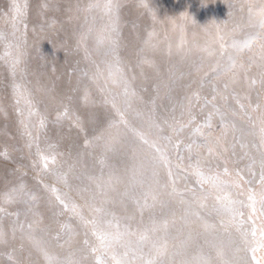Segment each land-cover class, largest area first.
<instances>
[{
    "label": "rangeland",
    "instance_id": "1",
    "mask_svg": "<svg viewBox=\"0 0 264 264\" xmlns=\"http://www.w3.org/2000/svg\"><path fill=\"white\" fill-rule=\"evenodd\" d=\"M76 2L77 0H62L58 3V9L54 10V13L58 14L53 22L55 25L54 30L57 34L49 40L47 34V36L41 40L43 58L40 56L37 57L36 62L32 64L39 69L40 73L42 71V74L47 76V79L50 80L54 87L62 86L61 83L63 81L67 84L68 75L77 76L78 78L87 76V83L91 82L92 88L101 90L102 92L103 87L96 84L95 80H101L103 81V85L109 86V83L106 81L109 80V76L106 69L102 70L98 67L101 65L108 66L112 58L105 57L103 53L99 54L98 51L93 48V44H97L98 40H103L105 44H107L108 38L112 35L111 24L109 18L104 13V9H92V11H88L86 7L90 4L86 3V6L81 4L82 9H76V6L73 8ZM103 2L105 3V0H103ZM116 2L119 4V45L123 44L127 51H131L132 55L136 56L138 62H140L142 58L151 62L150 64H142L143 67L145 66V68L142 69L144 79L148 76L151 77L155 75L156 77H160L163 82L162 84H164L163 88L156 86L153 90V96H155L160 103L157 113L154 114L152 110L147 112L143 107L138 105L139 91L135 96L129 98L131 107H126L122 99H120L119 107L124 112V118L134 128L148 133L149 123L155 122L164 129L163 135L172 137L171 143L166 140H160L159 146L166 151L170 158L172 178L175 180L178 193H180L171 194L170 187L161 188L156 193L157 199L155 201L149 196V205L154 204L155 206L146 209L143 213V217L137 206L130 209L128 204L124 202L125 206L123 213L127 217L117 215V218L120 220L121 224L129 219L132 220L136 224V227H134V229L131 227V229L133 232L139 234L145 227L150 225V215L156 213L157 216H155V218L157 227L161 230V234L164 233L162 221L165 219L168 221L169 247H172L174 244H179L181 240H187L189 235H191V237L202 246L203 252L211 253L212 257H215V260L219 263L216 250L205 243L206 236H209L211 233L203 229V226L212 223L218 228L215 232L219 233V229L225 230L228 228L226 224L229 218H223L222 222L221 218L214 214H209L218 193L208 185L200 188L197 183L198 178L194 175L193 169L194 166L199 163L200 168L205 172L209 169H211L212 172L219 171L222 174V178L230 182L228 192L231 198L237 201L241 200L245 205L246 192L236 191L234 188V184L238 182L240 174L238 171V173H235L233 168H231L232 166L237 168L235 163L232 164V151L233 147L236 146L239 151L240 160L241 162L244 161L245 164L249 160L251 154L253 155V160H255L254 153H260L259 130L262 122H264V86L260 83L262 78L261 73L264 71V69L261 68V50L264 49V31L258 29L253 17V12L264 3V0H116ZM94 3L96 2H91V4ZM70 5H72V9H69ZM64 6L67 9H65ZM83 6L85 9H83ZM30 10L29 6H27L26 9H22L24 14L21 17L23 23L20 27H25V24H28ZM72 16L75 22H67L66 19ZM42 17H44V15ZM62 19H65V21ZM189 25L192 26L191 31ZM63 30L68 35H65ZM98 30L100 32L96 34ZM92 31V35H95L92 41L90 42L88 38L84 39V34H91ZM149 33H154L151 40V47L153 48L154 45L161 46L159 47L163 53V58L161 60L155 59L154 56L147 52H151V50H149L150 48L144 46V41ZM253 36L256 37V39L251 49L238 52L232 47L233 40L243 41ZM221 45H224V47H221ZM200 49H204L205 53L201 54ZM229 49H233L234 53L228 52ZM74 50H80L83 55L79 56L73 54ZM228 53H230L229 57L236 62V67L231 68L230 72L228 68ZM163 59L164 61L160 66V70L157 71V73H151L150 69L152 65L154 63L160 65ZM170 60L171 62L168 64L167 61ZM203 64H206L204 71ZM240 64L245 65L247 69L246 72L240 69ZM249 65H251V67H249ZM19 68H21L22 71L24 68L26 69L23 64H19ZM75 69H83L84 75H80L79 71L76 72ZM85 72H87V75H85ZM234 74L237 75L236 81L241 78L240 85L242 89L234 85L225 89L223 84L229 83ZM187 75L190 78L188 84L185 86L179 85L177 81ZM136 77L137 75H133L131 79ZM175 77L180 78L173 80ZM217 77L219 78L217 79ZM25 78L26 76L24 73V76L21 75L18 83H14L21 86V91L25 90L22 82V79L25 80ZM127 78L128 80L130 79L129 77ZM203 79L207 80L205 86L202 84ZM253 79L256 81L255 84L251 83ZM110 80L113 82L112 79ZM213 81H218V88H220L218 89V94H225V96L229 94V97L226 99L227 103L213 98V96L216 95L215 93H217L213 88ZM4 83L3 81L0 85H5ZM12 84L11 87L13 88L14 84ZM119 84L122 85L124 90V84L122 82ZM130 86L134 89L132 85ZM141 86L144 90L145 86ZM163 89L166 90L162 91ZM83 92L84 95L85 93L89 94L90 89L88 87L82 89L80 95L81 99L83 98ZM68 96L71 98L70 95ZM190 97H194V99L202 98V100H207L211 103H208V107H205L206 109H202V104L194 106L196 109L203 110V113L200 115L201 117L197 118L198 120H195L194 116L189 111V105H191L189 103ZM144 98H147V96L144 95ZM184 98L185 104H183ZM167 99L170 100L169 104L165 102ZM230 99L231 102H233V106L231 107L229 106ZM239 103L240 105H244L243 108L240 107L239 109L240 119L243 120L247 127L238 128L233 122L232 117L235 115L234 106ZM258 104L261 105V108L254 111ZM70 105H72V102H70ZM128 109L139 118L137 124L133 123L128 118ZM174 113L176 114L175 117H173ZM114 114H117V112ZM209 114H211V123L213 125L211 131L212 147L214 150L209 153L205 147L199 149V155H197L195 151L189 153L186 148L187 145L191 144L193 141L198 143L201 142V137L193 134L194 129L204 126ZM69 117L72 127L76 126L79 132V136L74 137V142L81 149H83L82 147L89 149L90 151H88L86 155L96 164L94 169L88 170V183L91 189L99 191L96 179H100L101 182L106 180L109 181L114 178L116 179L114 173H117L121 166L113 164L114 158L111 157V155L107 156L105 154H100L101 151H98L99 148L92 145V137L88 135L85 127L79 125L78 117H74L72 113H69ZM221 117H223V121ZM190 118L191 122L189 123ZM223 123L229 125L226 131L222 130ZM60 124L61 123H58V125ZM180 125H186V127L182 132L174 134L172 131L173 128H179ZM60 130L61 129H59V131ZM204 131L207 132V128H204ZM149 138L153 139L155 135H151ZM86 140L91 143L86 144ZM108 140L113 143L112 138ZM136 141L140 143V145L136 146V153L141 159L142 164L148 168L150 159L154 157L156 153L148 145L143 144L138 139ZM215 142L219 147L226 145L227 147L229 146V149L218 150ZM177 143L179 144V148L175 149L173 145ZM68 149V147H60L56 154V158L58 159L61 157V151L64 152ZM94 150L96 151L94 152ZM120 153L122 154V152ZM225 153L229 166L225 167L228 169V176H223L222 171H224L225 168L221 166L217 167V165L207 166L204 160L206 157L219 158ZM49 155L50 154H46V156ZM71 157L77 158L79 156L73 154ZM106 163L113 164V170L111 172H108L105 168ZM252 164L253 161L250 165ZM71 167H73V171H78L81 168V166H77L76 161L71 164ZM168 167L169 166L161 164L156 166L155 171L158 174L161 185L168 182ZM239 181H241V179ZM192 183L197 184L195 196H193L191 192L186 191V189H191L190 184ZM242 183H244V180ZM115 187H117L116 184H111L110 189ZM126 189H124V192ZM145 190L146 189L137 188L135 192V195L142 198H139L141 201L143 200ZM256 190L257 189L254 188L252 191ZM181 194L186 195L187 198L190 199V203L185 199H181ZM149 199L152 201H149ZM163 199L169 202L170 206L173 208V210L169 212L171 217L169 216L168 219L159 217V213L162 214L165 212L164 210L159 211V201ZM181 201H184V203ZM200 205H205L206 207L201 208ZM191 212H199L200 215L204 217L205 221L198 219L195 215H190L189 213ZM184 215L188 218L183 221L182 217ZM178 233L179 239L173 240L172 237L177 236ZM149 235L153 239L157 236H162L159 234L153 235L151 232ZM135 238V236L132 237V239ZM224 238L226 237L223 236L221 239L224 241ZM93 239L95 238L92 237V240ZM196 251L197 249L193 247L192 252L195 253ZM4 258L5 249L0 246V259Z\"/></svg>",
    "mask_w": 264,
    "mask_h": 264
},
{
    "label": "bare ground",
    "instance_id": "2",
    "mask_svg": "<svg viewBox=\"0 0 264 264\" xmlns=\"http://www.w3.org/2000/svg\"><path fill=\"white\" fill-rule=\"evenodd\" d=\"M60 1L62 0H0V35L3 37V39H0V56H4L6 52L10 53L9 56L0 60V83L5 82V85H0V207L5 209L4 213H0V231L6 233L7 237V243L0 245L5 249V258L0 259L1 264H15L16 261H19L20 264H46L44 258L31 247L28 240L22 237L21 227L23 228L24 235H26L30 231L28 227L29 223L33 224L32 233L38 237H44L48 241L50 250L55 254H59L62 259L67 258L69 252H71L72 258L81 260L82 264H94V254L90 252V249L97 245V241L96 239L92 240L94 236L90 233L88 226L80 220V215L86 219H92L98 215L95 211L96 208H104L115 213L116 217H127L123 213L124 202L128 204L130 209L137 206L131 198L125 197L123 193L124 189L128 187L134 167L142 164L141 159L136 153V146L140 145V143L136 141L137 138L133 132L129 131L122 124L118 127L110 126L113 121L118 122L120 117L114 114L116 110L111 104L104 102L105 95L107 96L109 91L117 94L123 100L122 95H120L124 91L122 85L111 82L110 77L106 81L111 88L103 85V81L95 80L96 84L103 87L101 92V90L92 88L91 82L87 83V76L78 78L77 76L68 75L67 84L63 81L61 83L62 86L54 87L50 80L47 79V76L42 74V71L40 73L39 69L33 65L37 57L43 58L41 40L47 34L48 40L57 34L55 33L53 22L58 13H54V10L58 9L57 5ZM13 2L19 5L21 10L25 9V4L31 9L28 15V24H25V27H20V20L16 19L17 14L11 8ZM91 2L101 5L99 8L93 9H103V0H77L73 8L76 6V9H82L81 4H91ZM64 8L67 9L65 6ZM69 9H72V5H70ZM83 9H85L84 6ZM86 9H88V6ZM43 15L44 17H42ZM62 20L65 21V19ZM66 21L74 23L75 19L72 16L71 18H67ZM189 29L191 31L192 26L189 25ZM99 32L98 30L96 34ZM63 33L68 35L64 30ZM92 33L93 31L91 34H84V39L88 38L91 42L95 36ZM93 45V48L99 54L103 53L102 47L98 48L97 44ZM159 47L161 46L154 45L153 48L149 47L151 52L147 51L157 60L163 58L162 50ZM200 50L201 54L205 53L204 49ZM228 52L234 53V50L229 49ZM230 53L227 54L228 57ZM73 54L83 55L80 50H74ZM119 56L125 74L130 78L128 80L129 84L134 87L135 93L139 91L138 105L143 107L147 112L152 110L154 114L157 113L160 103L153 96V90L156 86L164 87L161 78L153 75L144 79L142 69L145 66H141L136 56L132 55L131 51H127L123 44L119 45ZM17 61L18 63H16ZM163 61L164 59L160 65L154 63L150 72L157 73ZM167 62L170 64L171 60ZM13 63H15V75H13ZM19 64L25 65L26 69L24 68L22 71L19 68ZM202 66L204 71L206 64ZM98 68L102 70L106 69L107 72L109 71L108 66L105 65H101ZM75 70L76 72L79 71L80 75H84L83 69ZM24 73L26 78L25 80L22 79V82L25 90L21 91L20 89L12 88L11 84L18 83L21 75L24 76ZM133 75H137V77L131 79ZM177 78L180 77H175L173 80ZM189 80L190 78L187 75L184 78H180L177 83L185 86ZM240 80L241 78L235 83H231L230 80L229 86L234 85L242 89ZM202 84L205 86L207 80L203 79ZM212 84L213 88L215 86L214 90L217 91L213 98L227 103L226 99L229 97V94L226 96L225 94H218V89H220L218 88V81H213ZM141 85L145 86L144 90ZM87 87L90 89L88 94L90 103L85 105L80 95L82 89ZM50 88L53 89L51 90ZM164 90L166 89L162 91ZM144 95L147 98H144ZM120 99L118 100V105ZM18 100L19 103L17 102ZM29 100L31 101V111L33 113L38 112L44 118L43 128H41L39 119L35 114L29 115ZM70 102H72V105H70ZM165 102L169 104L170 100L167 99ZM189 103L191 104L189 105V111L194 116V119L198 120L197 118H200V115L203 113L202 109H206L205 107H208V103L210 102L202 100V98L194 99V97H190ZM183 104H185V98L183 99ZM198 104H202L203 108L196 109L194 106ZM229 106H233L231 99L229 100ZM234 107L235 115L232 117L233 122L238 128L247 127L243 120L240 119V103ZM65 108H68L69 113H72L74 117H78L79 125L86 128L88 135L92 137V145L99 148L100 154L111 155L114 158L113 164L121 166L120 170L114 173L116 179L103 182L100 179H96L97 185H102L105 188L103 195L99 191L91 189L88 183V170L94 169L96 164L86 155L90 150L86 149V147H82L83 149H81L74 142V137L79 136L77 127H72L69 119L62 120L59 122L61 123L60 125L56 122L57 113L62 112ZM128 113V118L137 124L139 118L134 113H131L129 109ZM175 116L176 114L174 113L173 117ZM59 129L61 130L59 131ZM109 138H112L113 143L109 142ZM215 144L218 150L229 149V146L223 145L219 147L216 142ZM60 147H68L69 149L64 152L61 151L62 155L60 158H56L55 165L49 163L48 169H45L41 157L53 153L56 155ZM37 148L40 150L39 155ZM232 152V164L235 163L237 168L232 165L231 168H233L235 173L239 172L240 174L238 182L234 184V188L236 191L246 192L245 205L240 206V212L243 213V216L237 217L235 222L228 219V223L226 224L228 228L225 230L219 229V233L215 232L218 228L212 223L204 225L203 229L208 230L210 233L214 232L220 238L226 237L224 238L226 244L228 241L232 242L231 246L226 248L224 257V259L232 261V264H256L257 261H259V264H264V248L259 247L261 226L260 199L261 192L264 191L259 182L260 168L258 160L260 159V153H254L256 163L250 165L253 161L252 154L245 164L244 161L241 162L236 146L233 147ZM73 154L79 157H71ZM226 156L225 153L219 158L206 157L204 159L205 164L207 166L217 165V167L221 166L225 168L228 166ZM200 160L202 161L201 158ZM74 161H76L78 167L81 166L78 171L72 170L71 164ZM113 164H105L108 172L113 170ZM57 170L67 174V183L55 174ZM240 179L241 181H239ZM243 180L244 183H242ZM21 184L25 186L31 196L36 198L35 203L37 206L36 211L39 213V222H36L37 218L35 217L30 215L25 216L23 204H7L3 202V194L10 192ZM111 184H116L117 187L110 189L109 185ZM190 188L197 189V184H190ZM254 188L257 190L252 191ZM51 189H56V192L51 191ZM57 194L68 207H64L60 203V200L57 199ZM249 194H254L255 196V207L257 209L255 215H251L250 201L248 200ZM135 196L138 199L141 198L137 195ZM181 199H185L190 203V199L184 194H182ZM159 206V211H165L162 214L159 213V217L167 219L169 216L171 217L169 212L173 208L169 202L164 201V199L160 200ZM73 208H75V212ZM16 212L21 213L18 219L13 215ZM154 216H157V214L155 213ZM250 216L251 219L249 218ZM187 218L184 215L182 220L184 221ZM252 220H255L254 226L252 225ZM202 221H205V219ZM125 223L129 224L133 229L136 227V224L130 219L126 222L124 221L122 224L120 223L121 227ZM65 225L73 231V240L70 248L64 244L63 238L60 240L55 239L57 233L61 232L62 226ZM253 227L256 229L255 238L250 234ZM242 233L247 234L246 238ZM156 234L164 236V233L161 234V230ZM206 238L211 240V234L207 235ZM85 241H88L87 245L84 243ZM171 248L169 247L170 250ZM251 248L257 249L255 260L252 259ZM203 253L205 255L209 254ZM211 258L213 264H219L215 260V257L211 255Z\"/></svg>",
    "mask_w": 264,
    "mask_h": 264
},
{
    "label": "snow or ice",
    "instance_id": "3",
    "mask_svg": "<svg viewBox=\"0 0 264 264\" xmlns=\"http://www.w3.org/2000/svg\"><path fill=\"white\" fill-rule=\"evenodd\" d=\"M101 5L99 3L90 4L88 6V11H92L93 8H99ZM11 8L15 11L16 19L20 20L22 24L23 21L21 19L24 14L19 5L15 2L12 3ZM24 8H27V4L24 5ZM104 13L109 18L111 24V32L112 35L108 38L107 44L105 41L98 40L97 46L98 48H103V55L105 57H111V62L108 63V75L112 79L113 83H123L124 91L122 94L123 100L122 102L126 107H131L130 97L136 95L135 90L131 88L128 78L125 74V71L121 64V58L119 56V34L120 30L118 27L119 21V4L116 0H105L103 5ZM231 15V13H230ZM15 26V24H14ZM154 33H149L147 38L144 41V46L151 47V40ZM0 39H3L2 35H0ZM256 37H249L243 41L233 40L232 47L236 49L238 52H243L245 49H251ZM224 47V45H221ZM10 53H5L4 56H0V60H3L6 56H9ZM261 68L264 69V49L261 50ZM18 63V61L16 62ZM151 63L147 59H141L139 64ZM13 75H15V63H13ZM236 67V62H232V67ZM251 67V65H249ZM229 69V71L231 70ZM240 69L242 71H247L244 64H240ZM87 75V72H85ZM261 85L264 86V71L261 73ZM219 77H217L218 79ZM237 79V75L234 74L231 83H235ZM252 84H255L256 81L252 80ZM20 85L14 84L15 89H20ZM225 89L229 87V83H225L223 85ZM215 88V86H214ZM22 95V93H20ZM120 96L117 94H113L110 91L105 97V103L111 104V106L116 110L117 115L120 117L118 122L113 121L110 125L111 127H118L120 124H123L127 127L136 138L141 141L143 144L148 145L151 149H153L156 153L154 157H152L149 161V167L146 168L144 164H140L133 169V175L129 180L128 187L126 191L123 193L125 197L131 198L133 202L137 205L141 216L143 217V213L146 209H150L155 205H149L148 198L151 196L152 200L155 201L157 199L156 193L161 188H171V194H180L175 186V180L172 178V172L170 168V158L168 157L166 151L159 146L160 140H166L169 143L172 142L171 136L163 135L164 129L160 127L159 124L155 122L149 123L148 133L140 131L139 129L133 128L128 121L124 118V112L118 105V100ZM82 101L85 105L90 103V97L87 93L82 98ZM19 103V100L17 101ZM29 104V115L35 114L40 122L41 128L44 127V118L40 116L38 112L33 113L31 111V101H28ZM241 108L244 105H240ZM261 105H257L255 110H259ZM218 111V110H217ZM64 119H70L69 117V109L65 108L62 112H58L56 115V122L59 123ZM223 121V117H221ZM191 122V118L189 123ZM186 125H180L179 128H173V133L178 134L182 132ZM212 123H211V114H209L208 120L205 122L204 126L197 127L194 129V135H198L201 137V142L193 141L191 144L187 145V151L192 153L193 151L199 155V149L207 148L209 153H211L214 149L212 147ZM204 128H207V132L204 131ZM229 128L227 123H223L222 130L226 131ZM154 130V132H153ZM155 135V138L150 139L149 136ZM86 144L91 143L86 140ZM175 149L179 148V144L173 145ZM259 148H260V177L259 182L261 188L264 189V122L259 130ZM38 155L40 154L39 148H37ZM43 167L48 169L49 163L55 165L56 163V155L50 154L49 156H42ZM256 161L253 160V164ZM158 164L169 166L168 167V182L166 184L161 185V182L158 178V174L155 171L156 166ZM194 175L197 176V183L200 188H203L205 185H208L210 188L214 189L218 195L216 196L215 203L211 207L209 212L210 215H215L221 218L223 222V218L228 217L232 222H235L237 217H242L243 213L240 212V206L243 205L242 201L233 200L228 192L230 182L222 178V174L217 172H212L209 169L207 172L202 170L197 163L193 169ZM55 174L64 180L67 183V174L60 172L57 170ZM228 169L225 168L223 171V176H228ZM97 188L101 195L105 193V188L102 185H97ZM111 188V185H109ZM137 188L146 189L143 194V200L136 198L135 192ZM51 191L56 192V189H51ZM186 191L191 192L192 195H195V189H186ZM182 195V194H181ZM3 202L7 204H23L24 205V214L25 216H32L37 218L38 221L39 213L36 211V203L35 197L31 196L30 193L27 192L25 186L23 184L18 185L16 188L12 189L10 192L3 194ZM57 199L60 200V203L64 205V207H68L67 204H64L63 199L57 194ZM248 200L250 201L249 207L251 209V215L256 214V200L254 194H249ZM184 203V201H181ZM260 218H261V226H260V242L259 247L264 248V191L261 192L260 199ZM201 208L206 207L205 205H200ZM75 212V208H73ZM95 211L98 215L92 219H86L82 215H80V220L85 223L92 235L95 237L97 241V245L95 247H91L90 252L94 254V264H213L211 254L205 255L202 250V246L195 241L191 235H189L187 240L180 241L179 244H174L169 249V241H168V221L165 219L162 221V226L164 230V236H157L153 239L149 233L151 232L155 235L160 229L157 227V221L154 215H150L149 221L150 225L145 227L142 232L137 234L133 232L130 225L125 223L123 227H121L119 219L116 217L115 213L105 210L104 208H96ZM5 209L0 207V213H4ZM190 215H195L198 219L203 220L204 218L200 215L199 212H191ZM17 219L21 215L20 212H16L13 214ZM251 219V216L249 217ZM252 225H255V220H252ZM30 231L24 235L23 228L21 227L22 237L27 239L30 243L31 247L41 255L46 264H82L81 260H76L72 258L71 252H69L67 258H61L59 254L53 253L48 245V241L44 237H38L34 235L31 231L33 228V224L29 223L28 225ZM15 231V229H14ZM253 238L256 237V229L253 227L250 232ZM242 235L246 238L247 234L242 233ZM136 237L132 239V237ZM64 239V244L68 245L69 248L71 246L73 240V231L67 225L62 226L61 232H58L55 239L60 240ZM173 240L179 239V233L177 236L172 237ZM7 243L6 233L0 231V245H4ZM86 245L88 241L84 242ZM205 243L209 244L210 247L216 250L217 257L219 260V264H232V261L224 259L225 257V248L230 247L232 242L228 241L227 244L214 232L211 233V240L205 239ZM195 247L197 251L195 253L192 252V248ZM147 249V251H145ZM252 259L255 260V253L257 251L256 248H251ZM15 264H20L19 261H16ZM259 264V261L256 262Z\"/></svg>",
    "mask_w": 264,
    "mask_h": 264
},
{
    "label": "clouds",
    "instance_id": "4",
    "mask_svg": "<svg viewBox=\"0 0 264 264\" xmlns=\"http://www.w3.org/2000/svg\"><path fill=\"white\" fill-rule=\"evenodd\" d=\"M253 17L255 19V23L258 29L264 31V3H262L261 6L253 12ZM233 61L234 60L231 57H229V63H228L229 69L232 67Z\"/></svg>",
    "mask_w": 264,
    "mask_h": 264
}]
</instances>
